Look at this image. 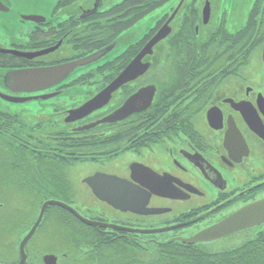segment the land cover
<instances>
[{
  "label": "flooded vegetation",
  "instance_id": "obj_1",
  "mask_svg": "<svg viewBox=\"0 0 264 264\" xmlns=\"http://www.w3.org/2000/svg\"><path fill=\"white\" fill-rule=\"evenodd\" d=\"M33 2L0 0V264H264V0L235 33L212 0H62L51 14ZM107 49L47 90L5 83ZM51 202L66 208L49 205L22 252Z\"/></svg>",
  "mask_w": 264,
  "mask_h": 264
},
{
  "label": "water",
  "instance_id": "obj_2",
  "mask_svg": "<svg viewBox=\"0 0 264 264\" xmlns=\"http://www.w3.org/2000/svg\"><path fill=\"white\" fill-rule=\"evenodd\" d=\"M0 7L2 5L0 4ZM1 9V8H0ZM205 23L208 22L209 15H205ZM27 21H34L35 19L31 16L26 18ZM37 22H41L40 20H37ZM22 25V23H21ZM170 33V28H168V25L166 24L158 33L157 35L148 43V45L145 47V49L141 52V54L136 58L134 63L132 64L135 67V72L136 74H139V65H141L142 59L152 53V49L162 40H164L168 34ZM109 49L103 50L97 54H94L88 58H85L83 60L53 67V68H44V69H35V70H25V71H14L8 73V75L5 77V83L6 85L9 84V88L13 90H19L20 92H28V93H36L39 91L47 90L49 88H52L58 84H60L62 81L66 80L69 78L70 75L74 74L79 68L93 65L100 60H102L105 55L108 53ZM41 54V53H40ZM40 54L32 55V56H39ZM45 54V53H44ZM42 55V54H41ZM33 58V57H31ZM137 67V69H136ZM141 69L142 68L141 66ZM126 73H131L127 71ZM123 78V77H122ZM121 78V79H122ZM117 80L107 91L105 94L100 95L96 100L92 101L91 103L87 104L83 109L75 113V119H79L86 114L96 110V108H99L109 101L110 94L113 90H115L118 85L120 80ZM138 98V97H137ZM135 98V100L137 99ZM120 118V113H116L112 117L103 120L100 122L101 123H112L118 121ZM49 205H58L63 208H66L65 206L56 203V202H51L46 204L41 212V215L39 217V220L37 221L35 227L32 229L30 234L25 238L21 245V250L22 252L24 251V248L27 244V242L31 239V237L35 234L39 224L41 223L44 212L46 208ZM86 222V221H85ZM25 260V254L22 259V263H24Z\"/></svg>",
  "mask_w": 264,
  "mask_h": 264
},
{
  "label": "rangeland",
  "instance_id": "obj_3",
  "mask_svg": "<svg viewBox=\"0 0 264 264\" xmlns=\"http://www.w3.org/2000/svg\"><path fill=\"white\" fill-rule=\"evenodd\" d=\"M36 1L37 2H33L34 4H32V6L40 5L43 10L47 8L46 11L50 12V14L52 13L51 9H53V7L59 2H62V0H36ZM123 1L124 0H114L113 3L118 4V3H122ZM212 1H215V3L216 2L218 3L217 5L221 9V11L226 8H231V10L233 11V17H234L232 20L233 22L232 28L229 29V26H228L227 29L224 31L228 33H235L240 29V27H243V26L245 27V25L248 24L249 17H250V15L248 16V14H251L252 10L256 9L255 3L256 1H259V0H238V4L235 3L234 5L232 4L233 2L232 0H212ZM111 6H112L111 3L108 4V8H110ZM173 6L174 5H164L162 7L156 8L155 11L153 10L152 12H150L148 14L149 16H147L145 19H143L140 22L138 27L134 28L133 30H130V33L132 34L134 32L135 34H138V38L136 40H140V41L147 40L150 36H152V34L156 31V29H158L163 24V21H162L163 15L166 14L167 11H169ZM234 11H236L235 14H234ZM236 15H238V17ZM11 24L13 26L11 32L14 33L17 30L21 29V23L17 21L16 22L12 21ZM0 26H3L4 28H6L5 26H8V25H4L3 23H1ZM244 27L242 31H244ZM151 60L154 61V63L158 65L168 62L167 61V50L165 49V44L158 49L155 59L151 58ZM27 107L30 108L31 106H27Z\"/></svg>",
  "mask_w": 264,
  "mask_h": 264
},
{
  "label": "trees",
  "instance_id": "obj_4",
  "mask_svg": "<svg viewBox=\"0 0 264 264\" xmlns=\"http://www.w3.org/2000/svg\"><path fill=\"white\" fill-rule=\"evenodd\" d=\"M146 3H149V0H146Z\"/></svg>",
  "mask_w": 264,
  "mask_h": 264
}]
</instances>
